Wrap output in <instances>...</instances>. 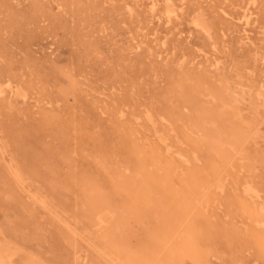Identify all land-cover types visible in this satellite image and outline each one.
I'll use <instances>...</instances> for the list:
<instances>
[{
  "label": "rangeland",
  "instance_id": "1",
  "mask_svg": "<svg viewBox=\"0 0 264 264\" xmlns=\"http://www.w3.org/2000/svg\"><path fill=\"white\" fill-rule=\"evenodd\" d=\"M137 1L138 0H41V2H43L41 3L40 0H0V16H3L0 17V82H4L10 78L15 84H19L25 88L29 95L26 99L23 97L20 98V96L17 95L11 97L8 94L4 96L0 95V243L8 244L12 247V251L15 250L12 255L13 264H74L75 257L83 253V255L88 253L86 254V256L89 257V259L87 258L88 264H109L97 250L92 248L91 242L95 241V245L100 243L97 239L100 237L98 235L101 234L102 227L113 221H118L119 218H125L127 215L129 218L120 222V227L123 229L121 233L125 234L130 240L126 252L131 254L135 253L145 246L146 241L150 242L152 240V233L149 234V231L150 228H154L151 225L152 223L154 225L155 220L153 216L141 213V210L138 208V202L133 198V194L135 193L130 197L122 198L120 193L111 189L109 194L111 195L112 201L117 202L114 207H112L113 212L108 213L105 217L107 220L106 223L103 225H93L89 227V231L83 230L86 223L82 218V214L85 213L86 208L82 204V197L84 193H86V188L92 184H97V186L101 188L108 186L109 188H113L112 181L118 179L122 181V179L118 177V173L133 176L136 170L142 166V159H139V157L134 154L133 149L138 143L140 147L144 149L147 148V146L149 147L145 138L152 140L153 136L150 131H147V133L145 132V134L142 133L145 136L140 135L137 131L141 133V126L131 121V114H138L142 111L151 109L154 113L168 111L174 103H179V96L181 94L180 86H189L195 81L201 83L202 89L206 91L207 89L212 90L213 88H217L226 89L227 92L233 93L234 96L231 97L229 95L233 101V104L231 103L232 107H234L233 109L239 111L244 118L254 121L256 119L255 122L257 126L252 134L245 138V146L243 147L246 152H248L249 156H251L250 159L248 160L245 158L241 160L240 155H236L235 157L237 159H234L238 164L242 162L245 165V167L240 168L238 171L240 178L253 182L256 186L261 188L264 193V143L262 142L264 141V130L261 131V129H264V102L262 103V101L256 97L253 90L251 91V88H256L257 85L264 82V35H259L255 30L253 36L257 38L256 45H243L240 43L241 31L238 23L225 19L219 11V7L223 5L229 8L231 7V9L234 10L236 5L239 7L245 0H227L228 3H226V0H201L202 2L200 0H186L185 17L183 18L182 24L179 25L178 28L169 31L164 25H159L157 19L151 21L152 17L144 7L141 6L143 1H139L141 5L135 6L132 13L129 12L126 8L127 2L136 4ZM174 1L175 3H180V0H177L178 2L176 0ZM17 6H19V9ZM237 6L236 8H238ZM56 9L59 11H56ZM47 11L50 12L47 13ZM200 12L201 14H199ZM33 14H35V16ZM197 14L202 15L207 21L210 28H212L211 34L213 36L207 35L191 25V18ZM7 17L9 19H7ZM28 19L30 21H28ZM36 20L38 22H36ZM259 21L264 27V0L260 7ZM139 22L142 23L139 24ZM48 26H50V28ZM36 28L39 29L36 30ZM153 29L154 32L151 33ZM65 30H67L68 33ZM179 31L182 32L179 33ZM220 31H223L222 34ZM19 32L20 35L18 34ZM189 34H191V38L187 40L186 37ZM224 34L226 36H224ZM164 36L167 39V46L170 50H168L167 53L162 52L164 47L158 40L164 38ZM11 39L13 40L11 41ZM213 39H216L214 43H217V45L215 44V46L212 45ZM136 42L141 44V48H132ZM257 46L259 47L257 48ZM89 47H93V50ZM234 48L238 52H236ZM259 48L261 49L259 50ZM101 49L102 51L98 52V50ZM122 49L126 51L124 52ZM94 50L95 52H93ZM108 51L112 52L108 53ZM171 51L174 53L172 54ZM257 51L261 54L260 56L256 53ZM113 52L116 54L113 55ZM90 53L93 54V56H91ZM208 53L210 54L208 55L210 56V60L217 56L220 58L221 64L219 67L211 66L210 62L205 59V55ZM250 53H252V56ZM254 54L255 56L257 54L256 58ZM106 55L111 62L105 58ZM99 57H103V59ZM108 64L110 67H108ZM208 64L209 66H206ZM59 66L64 67L59 68ZM204 66H206L205 69ZM88 67L91 69L89 70ZM55 70H63L64 73L63 71L57 72ZM54 72L59 74H55ZM64 74H67L66 77L68 81L66 77H64ZM155 75L159 76L156 77ZM70 76L72 77V82ZM62 86L67 89H63ZM99 89L101 91H99ZM233 89L235 90L234 92L231 91ZM242 89H245V92H247L245 93L244 99H241L240 92H242ZM67 91H70V93ZM47 98L51 99L52 105L51 101ZM67 99L68 102H66ZM202 101L207 107H209L208 105L211 106L220 103L219 99H214L208 94L207 97L201 96V103ZM115 102H118V104ZM65 103H69L68 105L71 104V106H66ZM123 103L124 105L122 106ZM161 104H163V106H161ZM124 106L127 107V110ZM179 106H181L180 103ZM117 108L125 109L127 112L126 116L117 115L115 112ZM185 108H181L182 118H178L176 123L182 125L184 129H187L190 127L187 117L196 116L199 115V113H197L196 110L194 112V108L191 106ZM50 116L53 118H50ZM42 118L45 119V121ZM162 127L163 125L159 124V129L162 130ZM43 128L45 131H43ZM188 132L190 133L191 140L194 141L192 142L193 144H191V141H188V145L180 143L181 146L183 145L184 150H188L191 146L194 147L195 144H199L198 141L203 138V134L199 131H195L194 134L189 130ZM254 132L260 133L255 134ZM80 134H82V136ZM86 135L90 136L91 139ZM139 139L142 142H139ZM203 139L206 138L204 137ZM257 139H259V141ZM205 143L204 146L199 145L200 147H198V154L201 159L198 164L196 163L189 167L188 165L182 166L178 164L177 171H175V173L171 172L172 176H174L172 178L177 177L179 183L174 185L168 182L167 185H159L155 191V195L150 193H147V195H152L155 198H162L166 205L175 206L172 204H177L186 196L185 187L183 185L185 181L183 178H180V176H185V178L194 182L203 179L206 174H212L216 168L219 156L214 153L212 149V139ZM58 152L59 154H57ZM126 160L128 163H125ZM41 162L44 163L42 164ZM38 164L40 165L39 167ZM162 164V162H158L156 164L157 167L153 166L154 168L148 166L150 168L148 171L149 174L145 177L146 181L152 180L155 175L161 178V170H164ZM126 165L128 168L127 170H125ZM168 166H172L170 162ZM15 168L18 169V172L22 175L23 183H19L11 174V169ZM142 179V177L134 179L136 187H140L142 182L140 180ZM151 184L155 185L156 182L152 181ZM6 191L9 192L7 193ZM27 192H30L31 195L36 194L34 199ZM36 192H38V196ZM229 192L228 200H226V196L221 199L218 195H213L212 199L215 200H213L209 208L207 207V210L202 211L200 207L197 208L198 210L194 209L195 212L193 213L188 208V210H185L190 223L195 222L197 217L203 216V222H201L200 226L204 234L201 235V241L205 239L207 242V247L202 244L207 251L206 262H199L196 257L183 254L172 261L164 256L148 264H264V255L259 251L254 237L250 235L251 230L257 231L258 229L253 230L255 227L252 226L250 219L244 217L243 214L239 215L238 213L233 214L230 212V202L238 203V193L232 190ZM44 195L48 198L45 200L47 204L42 201L37 203L41 198L44 200ZM36 196H40V200H37ZM30 197L35 203H33L34 206H32L33 204ZM5 198L9 204L5 201ZM207 199H210V197L207 196ZM62 202L66 203L63 204ZM14 203H16V205ZM5 204L6 206H4ZM38 205L41 208H39ZM47 205L48 207H46ZM22 207L23 209L25 208L26 211L22 210ZM15 215L17 217H15ZM56 215H60L63 218L62 220L67 221L71 227L77 228L80 235H73L69 228H67L65 221L63 222ZM3 218L5 220H3ZM54 218L58 219L56 220ZM137 219L140 223L136 222L138 221ZM35 221H39V224L35 223ZM196 223L197 222H195V224ZM41 224L42 226H40ZM52 225H54V227ZM2 240H4L5 243ZM76 250L78 251L77 253L75 252ZM240 252H242V254H240ZM52 256H54V258ZM117 263L122 264L120 260H116L114 264Z\"/></svg>",
  "mask_w": 264,
  "mask_h": 264
},
{
  "label": "bare ground",
  "instance_id": "2",
  "mask_svg": "<svg viewBox=\"0 0 264 264\" xmlns=\"http://www.w3.org/2000/svg\"><path fill=\"white\" fill-rule=\"evenodd\" d=\"M6 1V0H5ZM16 1V0H15ZM26 1V0H25ZM56 1V0H55ZM94 1V0H93ZM109 1V0H107ZM139 1H143L142 5L140 4ZM177 1V0H176ZM201 1V0H200ZM227 1V0H226ZM229 1V0H228ZM228 1L226 3H228ZM263 0H245L244 3H242L238 8L231 9L228 6H220L219 11L221 12L222 16L229 20V21H235L238 23L241 31V42L243 45H256V40L257 38L253 36V32L256 30L257 33L260 35H264L263 31V24L260 23L259 17H260V7L261 3ZM13 2V1H12ZM37 2V1H35ZM41 2V0H40ZM45 2V1H43ZM41 2V3H43ZM53 2V1H52ZM76 2V1H75ZM83 2V1H82ZM103 2V1H102ZM113 2V1H112ZM178 2V1H177ZM202 2V1H201ZM222 2V1H221ZM10 3V2H9ZM17 3V2H14ZM38 3V2H37ZM50 3V1H49ZM94 3V2H93ZM92 3V4H93ZM106 3V2H105ZM104 3V4H105ZM114 3V2H113ZM206 3V2H205ZM225 3V4H226ZM20 4V2H19ZM31 4V3H30ZM75 4V3H74ZM108 4V3H107ZM115 4V3H114ZM202 4V3H201ZM209 4V2H208ZM9 5V4H8ZM7 5V6H8ZM17 5V4H16ZM32 5V4H31ZM49 5V4H48ZM51 5V3H50ZM56 5V4H55ZM58 5V4H57ZM143 6L144 9L150 14L151 21L153 19H157V23L159 25H164L166 28L169 30H173L175 28H178L179 25L182 24L183 18L185 17V7H186V0H180V3H175L174 0H138L135 3H130L127 2L126 8L129 10V12H133L135 6ZM4 6V5H3ZM36 6V5H35ZM63 6V5H62ZM70 6V5H69ZM12 7V6H11ZM16 7V6H15ZM60 7V6H57ZM101 7V5H100ZM13 8V7H12ZM19 9V6H17ZM30 8V7H29ZM52 8V7H51ZM62 8V7H61ZM73 8V7H72ZM98 8V7H97ZM21 9V8H20ZM28 9V8H27ZM125 9V8H124ZM237 9V10H236ZM30 10V9H28ZM33 10V9H32ZM36 10V9H35ZM61 10V9H60ZM10 11V10H9ZM52 11V10H51ZM56 11H59L56 9ZM63 11V10H62ZM22 12V11H21ZM25 12V11H24ZM23 12V13H24ZM32 12V11H30ZM29 12V14H30ZM39 12V11H38ZM50 12V11H49ZM47 11V13H49ZM204 12V11H203ZM16 13V12H15ZM33 13V12H32ZM31 13V14H32ZM53 13V12H52ZM60 13V12H58ZM93 13V12H92ZM214 13V12H213ZM216 13V11H215ZM20 14V13H19ZM57 14V12H56ZM94 14V13H93ZM135 14V13H134ZM201 14V12L199 13ZM195 15L194 17L191 18V25H193L194 28L206 33L207 35H212L211 34V29L207 21L204 19L202 15ZM5 15V13H4ZM9 15V14H8ZM35 16V14H33ZM53 15V14H52ZM68 15V14H66ZM133 15V14H132ZM131 15V16H132ZM12 16V15H11ZM19 16V15H18ZM84 16V14H83ZM98 16V15H97ZM136 16V14H135ZM138 16V15H137ZM205 16V15H204ZM3 17V16H0ZM9 17V16H8ZM7 17V19H9ZM24 17V16H22ZM62 17V16H61ZM68 17V16H67ZM25 18V17H24ZM29 18V17H28ZM45 18V16H44ZM66 18V17H65ZM84 18V17H82ZM131 18V17H130ZM147 18V16H146ZM17 19V18H16ZM33 19V18H32ZM61 19V18H60ZM59 19V20H60ZM2 20V19H1ZM5 20V19H4ZM21 20V19H20ZM43 20V19H42ZM55 20V19H54ZM67 20V19H66ZM74 20V19H73ZM90 20V19H89ZM28 21H30L28 19ZM34 21V20H32ZM25 22V21H24ZM36 22H38L36 20ZM46 22V21H45ZM73 22V21H72ZM91 22V21H90ZM138 22V21H137ZM136 22V23H137ZM149 22V21H147ZM8 23V22H7ZM12 23V22H10ZM14 23V22H13ZM30 23V22H28ZM66 23V22H64ZM80 23V22H79ZM135 23V24H136ZM142 23V22H141ZM139 22V24H141ZM5 24V22H4ZM71 24V23H70ZM82 24V21H81ZM93 24V22H92ZM133 24V23H131ZM212 24V23H211ZM262 24V25H261ZM1 25V24H0ZM17 25V23H16ZM32 25V24H31ZM35 25V23H34ZM33 25V26H34ZM37 25V23H36ZM47 25V24H46ZM60 25V24H58ZM73 25V24H72ZM76 25V24H75ZM95 25V23H94ZM9 26V25H8ZM23 26V25H22ZM29 26V25H28ZM26 26V27H28ZM55 26V25H54ZM77 26V25H76ZM91 26V25H90ZM136 26V25H135ZM212 26V25H211ZM21 27V26H20ZM25 27V26H24ZM32 27V26H31ZM37 27V26H35ZM34 27V28H35ZM50 28V26H48ZM43 28V27H42ZM52 28V27H51ZM56 28V27H55ZM70 28V27H69ZM68 28V29H69ZM93 28V27H92ZM135 28V27H134ZM2 29V28H1ZM39 29V28H38ZM36 28V30H38ZM57 29V28H56ZM59 29V28H58ZM71 29V28H70ZM74 29V28H73ZM88 29V28H87ZM138 29V28H137ZM8 30V29H7ZM13 30V29H12ZM17 30V29H16ZM15 30V31H16ZM55 30V29H54ZM79 30V29H78ZM130 30V29H129ZM140 30V29H139ZM142 30V29H141ZM231 30V29H230ZM2 31V30H1ZM14 31V30H13ZM23 31V30H22ZM53 31V30H51ZM67 31V30H65ZM134 31V29H133ZM143 31V30H142ZM76 32V31H75ZM135 32V31H134ZM141 32V31H140ZM154 32V29L151 31V33ZM182 31H179V33ZM221 34L223 31H220ZM25 33V31H24ZM29 33V32H28ZM68 33V31H67ZM72 33V32H71ZM78 33V32H77ZM131 33V32H130ZM143 33V32H141ZM256 33V34H257ZM17 34V33H16ZM20 35V32L18 33ZM13 35V34H12ZM15 35V34H14ZM76 35V34H75ZM128 35V34H127ZM215 35V31H214ZM10 36V35H8ZM130 36V35H129ZM132 36V35H131ZM213 36V35H212ZM224 36H226L224 34ZM14 38V37H13ZM19 38V37H18ZM131 38V37H130ZM133 38V37H132ZM187 40L191 38V34H189L187 37ZM210 38V37H209ZM239 38V39H240ZM264 38V37H263ZM16 39V38H15ZM28 39V38H27ZM129 39V38H128ZM143 39V38H142ZM220 39V38H219ZM13 39H11L12 41ZM21 40V39H20ZM19 40V41H20ZM159 42L163 45L164 49L162 52L167 53L169 48L167 46V39L165 38H160L158 39ZM211 40V39H210ZM214 40V39H213ZM216 40V39H215ZM212 41L213 43L216 41ZM262 40V39H260ZM5 41V40H4ZM29 41V40H28ZM32 41V40H31ZM134 41V39H133ZM2 42V41H1ZM100 42V41H99ZM98 42V43H99ZM187 42V41H186ZM222 42V40H221ZM261 42V41H260ZM113 43V42H112ZM212 45L215 46L217 43H214ZM111 44V42H110ZM225 44V43H224ZM239 44V43H238ZM261 44V43H260ZM259 44V45H260ZM12 45V44H11ZM99 45V44H98ZM97 45V46H98ZM130 45V44H129ZM211 45V44H210ZM100 46V45H99ZM213 46V47H214ZM227 46V45H226ZM33 47V46H32ZM96 47V46H94ZM113 47V46H112ZM118 47V46H117ZM131 47V46H130ZM212 47V46H211ZM230 47V46H227ZM259 46H257L258 48ZM262 47V46H260ZM1 48V47H0ZM88 48V45H87ZM90 48V47H89ZM97 48V47H96ZM100 48V47H99ZM134 49L141 48V44L139 42L134 43V46L132 47ZM232 48V47H231ZM245 48V47H244ZM255 48V47H254ZM256 48V49H257ZM93 50V47L90 48ZM112 49V48H111ZM110 49V50H111ZM118 49V48H117ZM217 49V48H216ZM261 48H259L260 50ZM121 51L120 49H118ZM123 50V49H122ZM128 50V49H127ZM222 50V48H221ZM228 50V49H227ZM235 50V48H234ZM258 50V49H257ZM90 51V50H89ZM102 51L101 50H98ZM124 52L126 50H123ZM170 51V50H169ZM204 51V50H202ZM219 51V50H218ZM236 51V50H235ZM255 51V50H254ZM95 52V50L93 51ZM91 52V53H93ZM97 52V51H96ZM97 52V53H98ZM112 52V51H110ZM108 51V53H110ZM117 52V51H116ZM216 52V51H212ZM220 52V51H219ZM238 52V51H236ZM241 52V51H240ZM243 52V51H242ZM247 52V51H244ZM251 52V51H250ZM90 53V54H91ZM122 53V52H120ZM173 54L174 52L171 51ZM205 53V52H204ZM222 53V52H221ZM254 53V52H253ZM258 53V51L256 52ZM1 54V53H0ZM105 54V53H104ZM116 54L113 52V55ZM224 54V52H223ZM249 54V53H248ZM252 53H250L251 55ZM109 55V54H108ZM205 55V54H204ZM210 55L209 53L205 55V59L210 62V65L213 67H219L221 64L220 58L217 56L210 60ZM249 55V56H250ZM260 56L261 54L258 53ZM5 56V55H4ZM25 56V54H24ZM93 56V54H91ZM104 56V55H103ZM119 56V54H118ZM184 56V54H183ZM182 56V57H183ZM201 56V55H200ZM212 56V55H211ZM252 56V55H251ZM250 56V57H251ZM255 56V54H254ZM253 56V58H254ZM257 56V54H256ZM255 56V58H256ZM263 56V55H262ZM1 57V56H0ZM3 57V56H2ZM115 57V56H114ZM229 57V56H228ZM100 58V57H99ZM106 59H108L107 55L105 56ZM104 58V59H105ZM119 58V57H118ZM121 58V54H120ZM123 58V57H122ZM160 58V56H159ZM168 58V56H167ZM185 58V56H184ZM227 58V57H226ZM100 59H103L101 57ZM105 59V60H106ZM116 59V58H115ZM166 59V58H165ZM224 59V58H223ZM229 59V58H228ZM247 59V58H246ZM252 59V58H251ZM264 59V58H263ZM110 61V59H108ZM117 60V59H116ZM119 60V59H118ZM123 60V59H122ZM164 60V59H163ZM196 60V59H195ZM21 61V59H20ZM19 61V62H20ZM107 61V60H106ZM185 61V60H184ZM194 61V60H193ZM229 61V60H228ZM235 61V60H234ZM238 61V60H237ZM243 61V60H242ZM250 61V60H249ZM98 62V61H97ZM111 62V61H110ZM125 62V61H124ZM95 63V62H94ZM105 63V62H104ZM109 63V62H108ZM116 63V62H115ZM190 63V62H189ZM201 63V62H200ZM238 63V62H237ZM107 64V63H106ZM152 64V63H150ZM91 65V64H90ZM109 65V64H108ZM115 66L114 64H112ZM167 65V63H166ZM165 65V66H166ZM189 65V64H188ZM264 65V64H263ZM68 66V65H67ZM66 66V67H67ZM206 66H209L206 65ZM204 66V69L206 68ZM226 66V64H225ZM251 66V65H250ZM64 67V66H61ZM59 66V68H61ZM90 67V66H89ZM88 67V69H89ZM110 67V65L108 66ZM76 68V67H75ZM112 68V67H111ZM132 68V67H131ZM193 68V67H191ZM198 68V67H197ZM57 69V68H56ZM72 69V68H71ZM91 69V68H90ZM89 69V70H90ZM214 69V68H213ZM228 69V68H227ZM85 70V69H84ZM82 70V71H84ZM129 70V69H128ZM215 70V69H214ZM57 71V70H55ZM63 71V70H61ZM57 71V72H61ZM133 71V70H132ZM203 71V70H202ZM206 71V70H205ZM237 71V70H236ZM56 72V73H57ZM114 72V71H113ZM118 72V71H117ZM199 72V70H198ZM210 72V71H209ZM224 72V71H223ZM227 72V71H225ZM233 72V71H232ZM239 72V71H238ZM259 72V71H258ZM55 73V72H54ZM55 73V74H56ZM64 73V71H63ZM66 73V72H65ZM69 73V69H68ZM67 73V74H68ZM85 73V72H83ZM140 73V72H139ZM204 73V72H203ZM211 73V72H210ZM230 73V72H228ZM263 73V72H262ZM59 74V73H57ZM61 74V73H60ZM66 74V75H67ZM74 74V73H73ZM81 74V73H80ZM125 74V72H124ZM155 74V72H154ZM162 74V73H161ZM202 74V73H201ZM208 74V73H207ZM65 75V74H64ZM66 75L64 77H66ZM71 75V74H70ZM82 75V74H81ZM211 75V74H210ZM219 75V74H218ZM217 75V76H218ZM224 75V74H223ZM242 75V74H241ZM261 75V74H260ZM264 75V74H263ZM24 76V75H23ZM60 76V75H59ZM74 76V75H72ZM129 76V74H128ZM156 76V75H155ZM159 76V75H157ZM156 76V77H157ZM212 76V75H211ZM230 76V75H229ZM262 76V75H261ZM78 77V76H77ZM76 77V79H77ZM210 77V76H209ZM232 77V76H231ZM140 78V77H139ZM67 79V77H66ZM71 82H72V77L70 76ZM233 79V77H232ZM257 79V77H256ZM74 80V79H73ZM158 80V79H157ZM156 80V81H157ZM229 80V79H228ZM242 80V79H241ZM245 80V79H244ZM45 81V80H44ZM68 81V79H67ZM75 81V80H74ZM132 81V80H131ZM142 81V80H141ZM243 81V80H242ZM41 82V81H40ZM133 82V81H132ZM219 82V81H216ZM235 82V81H234ZM70 83V82H69ZM229 83V82H228ZM47 84V83H46ZM75 84V83H74ZM119 84V83H118ZM232 84V83H231ZM237 84V83H236ZM242 84V83H241ZM71 85V84H70ZM137 85V84H136ZM205 85V84H204ZM39 86V85H38ZM47 86V85H46ZM74 86V85H72ZM37 87V86H36ZM68 87V86H67ZM78 87V85H77ZM114 87V86H113ZM237 87V86H236ZM241 87V86H240ZM249 87V85H248ZM50 88V87H49ZM48 88V89H49ZM61 88V87H60ZM64 89L65 87L62 86ZM70 88V87H69ZM95 88V87H94ZM242 88V87H241ZM62 89V90H63ZM67 89V88H65ZM110 89V88H109ZM138 89V88H137ZM40 90V89H39ZM44 90V89H43ZM42 90V91H43ZM255 93L256 97L264 102V82H262L260 85H257L256 88H251V91ZM45 91V90H44ZM64 91V90H63ZM91 91V90H90ZM99 91H101L99 89ZM234 92L235 90H231ZM250 91V92H251ZM40 92V91H39ZM66 92V90H65ZM68 92V91H67ZM34 93V92H33ZM70 93V91L68 92ZM92 93V92H91ZM180 96H179V103L182 107H193L194 112L196 110L199 115L192 116V117H187L190 125L189 128L184 129L182 125H178L176 121H178V118H182L181 111L182 107L179 106V103L173 104V106L168 110V111H163V112H157L154 113L151 110H146L142 111L141 113L138 114H131L132 118L131 121L135 123L136 125L141 126L138 127L140 128L141 133L137 131L140 135H144L145 132L150 131L152 133L153 139L145 138L146 143L149 145L147 148H142L140 147L139 143L136 145V147L133 149V152L136 156L139 157L141 160L142 166L139 167L136 172L134 173L133 176L129 175H123L118 173V177L122 179V181L114 180L112 181V187H104L101 188L97 186V184H92L91 186L87 187L86 193H84L82 197V204L85 206L86 211L85 213L82 214V218L84 222L86 223V226L84 227V231H89V227H92L93 225L101 224L103 225L104 223L107 222L106 216L108 213H112V207L117 203L115 201H112L111 195L109 192H111V189H113L115 192H118L122 195V198L124 197H130L133 193V198L135 199L136 202H138V208L141 210V213L144 215H150L153 216L154 218V225L152 223L151 226L154 228H150L149 234L152 233V240L146 241L145 246L137 250L135 253H128L126 250L129 247L130 240L129 238L121 233L123 232V229L121 226V223L123 220H126L128 217L125 218H119L118 221L116 222H111L107 224L106 226L102 227V232L99 234L98 239L100 243L95 245V241L91 242V246L94 250H97L103 257V259L106 260L109 264H114L116 260H120L122 264H148L151 261H154L155 259L161 258V257H166L168 260L172 261L175 258H177L179 255H191L193 257H196V259L199 262H206L207 261V251L204 249V247H207V242L205 239H202L201 235H204L203 232L201 231L202 227L201 222H203V216L202 217H197L195 222H189L188 216L186 214L185 210H190L192 213L195 212V210H198L197 208H201L203 210H207V207L209 208L213 202L212 199L213 195L224 197L226 196V200L229 199V191H237V201L236 202H230V212L233 214L238 213L243 214L244 217L250 219V222L257 231H252L250 235L254 237V239L257 242V245L259 247V251L264 255V193L261 188L256 186L253 182L249 180H242L238 174V171L240 168L245 167V165L241 162L238 164L235 159H237L235 156L240 155V159L244 160L247 158L248 160L250 159L251 156H249L248 152L243 148L244 142L246 141L245 138L250 136L252 132L255 130L257 123L252 119H247L241 116L239 111H235L232 107V99L231 97L234 96L233 93L227 92L226 89H217L213 88L203 90L201 87V83L198 81L193 82L191 85L186 86L182 85L180 86ZM245 89H242L241 94V99H244L245 97ZM5 94H8L10 97L11 96H20V98L26 99L29 95L28 92L19 84H15L13 80L8 78L4 82H0V95L4 96ZM63 94V93H61ZM207 94L209 96H212L214 99H219L220 103H216L213 105H207L204 104L202 101L201 103V96L207 97ZM239 94V93H238ZM34 95V94H33ZM36 95V94H35ZM54 95V94H53ZM68 95V94H67ZM231 97H230V96ZM38 96V95H36ZM51 96V95H50ZM48 97V96H46ZM55 97V96H54ZM65 97V95H64ZM255 97V96H254ZM19 98V97H18ZM43 98V97H42ZM49 98V97H48ZM47 98V99H48ZM70 98V97H68ZM72 98V97H71ZM204 98V97H203ZM31 99V97H30ZM44 99V98H43ZM144 99V98H143ZM173 99V98H172ZM212 99V98H211ZM250 99V98H249ZM28 100V99H27ZM26 100V101H27ZM33 100V99H32ZM42 100V99H41ZM40 100V102H41ZM51 101V99H48ZM64 100V99H63ZM75 100V99H74ZM235 100V99H233ZM56 101V99H55ZM137 101V100H136ZM157 101V100H156ZM237 101V100H236ZM248 101V100H247ZM259 101V100H258ZM257 101V102H258ZM260 101V102H261ZM29 102V101H28ZM37 102V101H36ZM39 102V103H40ZM49 102V101H47ZM59 102V101H58ZM68 102V99L67 101ZM74 102V101H73ZM129 102V101H128ZM212 102V101H211ZM241 102V101H239ZM11 103V102H10ZM13 103V102H12ZM18 103V102H17ZM70 103V102H69ZM68 103V104H69ZM116 103V102H115ZM120 103V102H119ZM134 103V101H133ZM206 103V102H205ZM232 103V104H231ZM235 103V102H234ZM237 103V102H236ZM248 103V102H247ZM261 103V104H262ZM54 104V103H53ZM66 104V103H65ZM66 104V106L68 105ZM118 104V102L116 103ZM149 104V103H148ZM158 104V103H156ZM209 104V103H208ZM239 104V103H238ZM245 104V103H244ZM3 105V104H2ZM13 105V104H12ZM44 105V103H43ZM52 105V101H51ZM73 105V104H72ZM124 103L122 104V106ZM135 105V104H134ZM252 105V104H251ZM9 106V105H8ZM68 106H71L68 105ZM121 106V107H122ZM153 106V105H152ZM163 106V104H161ZM250 106V105H249ZM253 106V105H252ZM251 106V107H252ZM255 106V105H254ZM5 107V106H3ZM249 107V108H251ZM257 107V106H256ZM124 108L127 110V107L124 106ZM134 108V107H133ZM154 108V106H153ZM255 108V107H254ZM262 108V107H261ZM15 109V108H14ZM13 109V110H14ZM123 108H117L115 112L117 115L120 116H126L127 112ZM132 109V108H131ZM186 109V108H185ZM252 109V108H251ZM9 110V108H8ZM11 110V109H10ZM18 110V109H17ZM133 110V109H132ZM241 110V109H240ZM21 111V110H20ZM244 111V110H243ZM254 111V110H253ZM13 112V111H11ZM19 112V110H18ZM249 112V110H248ZM59 113V112H58ZM254 113V112H253ZM191 114V113H190ZM247 114V113H246ZM259 114V113H258ZM50 115V114H49ZM192 115V114H191ZM245 115V114H244ZM48 116V115H47ZM57 116V115H55ZM62 116V114H61ZM60 116V117H61ZM258 116V115H257ZM52 116H50L51 118ZM259 117V116H258ZM261 117V116H260ZM53 118V117H52ZM59 118V117H58ZM249 118V117H248ZM264 118V117H263ZM43 119V118H42ZM56 119V118H55ZM61 119V118H60ZM122 119V118H120ZM45 121V119H43ZM48 120V119H47ZM59 120V119H58ZM185 120V119H184ZM50 121V120H49ZM52 121V120H51ZM57 121V120H56ZM63 121V120H61ZM38 122V121H37ZM43 122V121H42ZM54 122V120H53ZM64 122V121H63ZM61 122V123H63ZM39 123V122H38ZM48 123V122H45ZM44 123V125H45ZM37 124V123H35ZM34 124V125H35ZM159 124H162V130L159 129ZM185 124V123H184ZM56 125V124H55ZM65 125V124H63ZM38 126V125H37ZM41 126V125H40ZM54 126V125H53ZM66 127V126H65ZM264 127V126H263ZM38 128V127H37ZM45 128V127H44ZM43 128V131H45ZM122 128V127H121ZM120 128V129H121ZM259 128V127H257ZM42 129V128H41ZM65 130V129H62ZM68 130V128H67ZM123 130V128H122ZM130 130V129H129ZM191 131L192 134L195 133V131H199L203 134V138L205 137L206 139L199 138L200 140L198 141L199 144H195L194 147L191 146L190 149L184 150L183 145L181 146L180 143L187 144L188 141H191V144L194 140H191L190 133L188 132ZM264 129H261V131ZM56 131V130H55ZM260 131V129H259ZM52 132V131H51ZM60 132V131H59ZM36 133V132H35ZM57 133V132H56ZM64 133V132H63ZM144 133V134H142ZM255 133V132H254ZM260 133V132H256ZM255 133V134H256ZM49 134V133H48ZM54 134V132H53ZM149 134V133H148ZM191 134V135H192ZM198 134V133H197ZM82 136V134H80ZM182 135V136H181ZM200 135V134H199ZM57 136V135H56ZM59 136V135H58ZM88 136V135H86ZM85 136V137H86ZM145 136V135H144ZM181 136V138H180ZM261 136V135H259ZM90 138V136H88ZM92 137V136H91ZM201 137V136H200ZM254 137V135H253ZM61 138V136H60ZM136 138V137H135ZM141 138V137H139ZM197 138V137H196ZM255 138V137H254ZM65 139V138H64ZM62 139V140H64ZM91 139V138H90ZM176 139V141H175ZM178 139V140H177ZM213 142L212 149L214 150V153H216L219 156V159L217 160L216 168L212 172V174H206L203 179L201 180H196L192 182V180H189L188 178H185V176H180V178H183L185 183L183 184L185 187L186 191V196L183 197L177 204H172L175 206H170L166 205L165 202L162 200V198H155L152 195H155V191L157 190L158 186L162 184L167 185L168 182L170 184L176 185L179 183L178 178H172L171 172L175 173L177 171L178 167L177 165L180 164L182 166L188 165L191 166L193 164H198L201 159L198 154V147L204 146L209 140ZM249 139V138H248ZM256 140V139H255ZM259 141V139H257ZM82 141V139H81ZM70 142V141H69ZM91 142V141H90ZM139 142H142L139 139ZM251 142V141H250ZM264 143V141H262ZM261 142V143H262ZM43 143V142H42ZM79 143V142H78ZM77 143V144H78ZM82 143V142H81ZM84 143V142H83ZM177 143V144H176ZM65 144V142H64ZM72 144V143H71ZM80 144V143H79ZM85 144V143H84ZM83 144V145H84ZM88 144V143H86ZM49 145V144H48ZM200 145V146H199ZM210 145V144H209ZM53 146V144H52ZM77 147V146H76ZM96 147V146H95ZM187 147V146H186ZM46 148V147H45ZM51 148V147H50ZM62 149V148H61ZM88 149V148H87ZM209 149V148H208ZM253 149V148H252ZM58 150V149H57ZM65 150V149H64ZM203 150V149H202ZM255 150V149H254ZM13 151V150H12ZM17 151V150H16ZM47 151V150H46ZM63 151V150H62ZM211 151V150H210ZM209 151V152H210ZM253 151V150H252ZM45 152V151H44ZM48 152V151H47ZM65 152V151H64ZM19 153V151H18ZM51 153V150H50ZM66 153V152H65ZM254 153V152H253ZM1 154V153H0ZM3 154V153H2ZM20 154V153H19ZM48 154V153H47ZM46 154V155H47ZM59 154V152L57 153ZM17 155V154H16ZM43 155V154H42ZM52 155V154H51ZM55 155V154H54ZM207 155V154H206ZM65 156V155H64ZM63 156V157H64ZM45 157V156H44ZM52 157V156H51ZM96 157V154H95ZM206 157V156H205ZM217 157V156H216ZM14 158V157H13ZM43 158V157H42ZM59 158V157H58ZM235 158V159H234ZM7 159V157H6ZM8 160V159H7ZM48 160V159H47ZM57 160V159H56ZM172 160V161H171ZM40 161V160H39ZM35 162V161H34ZM162 162V166L164 170H161L160 177H157L155 175L152 180L146 181L145 177L149 174V168L148 166L151 167H157V163ZM169 162L171 163L172 166H168ZM10 163V162H9ZM33 163V162H32ZM42 163V162H41ZM44 163V162H43ZM42 163V164H43ZM99 163V161H98ZM107 163V162H106ZM125 163H128L127 160ZM2 164V163H1ZM40 164V163H39ZM38 164V167L40 166ZM102 164V162H101ZM11 165V164H10ZM21 165V164H20ZM1 167V166H0ZM106 167V166H105ZM116 167V166H115ZM153 167V168H154ZM3 168V167H2ZM53 168V167H52ZM127 165L125 166V170H127ZM112 170V169H111ZM105 171V170H104ZM116 171V170H115ZM2 172V171H1ZM37 172V171H36ZM46 172V171H45ZM44 172V173H45ZM102 172V171H101ZM107 172V171H106ZM38 173V172H37ZM47 173V172H46ZM57 173V172H56ZM117 173V172H116ZM159 173V172H158ZM6 174V173H5ZM11 174L14 176V179H16L19 183H23V178L22 175L18 172V169H11ZM39 174V173H38ZM37 174V175H38ZM60 174V173H59ZM85 174V173H84ZM2 175V173H1ZM42 175V174H41ZM54 175V174H52ZM115 175V174H114ZM28 176V175H27ZM36 176V175H35ZM58 176V175H57ZM3 177V175H2ZM8 177V176H7ZM48 177V176H47ZM98 177V176H97ZM101 177V175H100ZM142 177L143 179L140 180L142 181L140 184V187H136L135 185V180L136 178ZM10 178V177H8ZM57 178V177H56ZM79 178V177H77ZM88 178V177H87ZM115 178V177H114ZM149 178V176H148ZM36 179V177H35ZM94 179V178H93ZM172 179V180H171ZM9 180V179H8ZM33 180V179H32ZM56 180V179H55ZM59 180V179H58ZM89 180V179H88ZM96 180V179H95ZM13 181V179H12ZM108 181V180H107ZM111 181V180H110ZM152 181H155L156 184H151ZM31 182V181H30ZM37 182V181H36ZM46 182V181H45ZM3 183V182H2ZM5 183V181H4ZM9 183V182H6ZM16 183V182H15ZM33 183V181H32ZM60 183V182H59ZM3 185V184H1ZM110 185V184H109ZM4 186V185H3ZM19 186V185H18ZM68 186V185H67ZM71 186V185H70ZM111 186V185H110ZM2 187V186H1ZM3 188V187H2ZM10 188V187H9ZM13 188V187H12ZM11 188V191H12ZM19 188V187H18ZM28 188V187H27ZM43 188V187H42ZM41 188V189H42ZM57 188V187H56ZM8 189V188H7ZM16 189V188H15ZM39 189V188H38ZM6 190V189H5ZM40 190V189H39ZM43 191V189H42ZM41 191V192H42ZM7 192V191H6ZM9 192V191H8ZM7 192V193H8ZM13 192V191H12ZM23 192V191H22ZM20 193V192H19ZM18 193V194H19ZM28 193V192H27ZM33 193V192H32ZM37 196L39 195L38 192ZM63 193V192H62ZM147 193H150L152 195L148 196ZM11 194V193H10ZM26 194V193H25ZM28 194L31 195L29 192ZM35 194V193H34ZM14 195V194H13ZM28 195V196H30ZM36 195V194H35ZM35 195H31L32 198L34 199ZM66 195V194H65ZM116 195V194H115ZM37 200L39 197H37ZM48 196V195H46ZM207 196L210 197V199H207ZM4 197V196H3ZM27 197V195H26ZM45 197V195H44ZM43 197V198H44ZM30 197V200L32 199ZM41 198V197H40ZM46 198V197H45ZM44 200H41L37 203L45 202L47 204L48 198ZM2 199V198H1ZM6 199V198H5ZM4 199V200H5ZM28 199V198H27ZM32 199V200H33ZM50 199V198H49ZM15 200V198H14ZM17 200V199H16ZM19 200V198H18ZM22 200V199H20ZM31 200V201H32ZM51 200V199H50ZM65 200V199H64ZM1 201V200H0ZM7 201V199L5 200ZM10 201V200H9ZM8 202V201H7ZM13 202V201H12ZM135 202V203H136ZM34 202L32 201V204ZM61 203V202H60ZM63 204L66 202H62ZM1 204V203H0ZM9 204V202H8ZM16 205V203H14ZM35 204V203H34ZM34 204L32 206H34ZM3 205V204H2ZM26 205V204H25ZM41 205V204H40ZM45 205V204H43ZM53 205V204H52ZM59 205V204H58ZM67 205V204H66ZM6 206V204L4 205ZM21 206V205H20ZM54 206V205H53ZM27 207V206H26ZM36 207V205H35ZM39 207V205H38ZM48 207V205L46 206ZM51 207V206H50ZM57 207V206H56ZM3 208V207H2ZM11 208V206H10ZM34 208V207H33ZM41 208V207H39ZM58 208V207H57ZM188 208V209H187ZM52 209V208H51ZM59 209V208H58ZM195 209V210H194ZM22 210H25V208ZM56 210V209H54ZM26 211V210H25ZM58 211V210H57ZM63 211V209H62ZM6 212V210H5ZM56 212V211H55ZM4 213V212H3ZM2 213V214H3ZM57 213V212H56ZM211 213V212H210ZM213 213V212H212ZM30 214V213H29ZM60 214V211H59ZM28 215V214H27ZM42 215V214H41ZM45 215V214H44ZM49 215V214H46ZM139 215V214H138ZM213 215V214H212ZM60 220L63 218L60 215H56ZM13 217V216H12ZM15 217H17L15 215ZM30 217V216H29ZM142 217V216H138ZM5 218V217H4ZM3 218V220H5ZM11 218V217H9ZM21 218V217H20ZM40 218V217H39ZM43 218V217H42ZM45 218V217H44ZM57 218V219H58ZM136 218V217H135ZM145 218V216H144ZM238 218V217H237ZM8 219V218H7ZM6 219V220H7ZM30 219V218H28ZM56 219V218H54ZM53 219V220H54ZM56 219V220H57ZM140 219V218H139ZM150 219V218H149ZM211 219V218H210ZM2 220V221H3ZM40 220V219H39ZM44 220V219H43ZM121 220V221H120ZM138 220V219H137ZM145 220V219H143ZM1 221V222H2ZM18 221V218H17ZM41 221V220H40ZM63 222L65 220H62ZM188 221V222H187ZM236 221V220H235ZM241 221V220H240ZM9 222V220H8ZM11 222V221H10ZM14 222V221H13ZM16 222V220H15ZM39 221H35V223H38ZM42 222V221H41ZM139 222L140 221H136ZM144 222V221H143ZM142 222V223H143ZM30 223V222H29ZM11 224V223H10ZM39 224V223H38ZM45 224V223H44ZM43 224V225H44ZM58 224V223H56ZM65 224L67 228L71 231L73 235H80V232L77 230V228L71 227L70 224L65 221ZM145 224V223H144ZM149 224V223H148ZM237 224V223H236ZM240 224V223H239ZM8 225V224H7ZM25 225V224H24ZM47 225V224H46ZM234 225V224H233ZM4 226V225H3ZM42 226V224L40 225ZM54 227V225H52ZM60 226V225H59ZM100 226V225H98ZM142 226V225H141ZM148 226V225H147ZM23 227V226H22ZM135 227V225H134ZM139 227V226H138ZM245 227V226H244ZM1 228V226H0ZM5 228V227H4ZM9 228V226H8ZM101 228V227H100ZM142 228V227H141ZM149 228V227H148ZM139 229V228H138ZM248 229V227H247ZM49 230V229H47ZM59 230V229H58ZM245 230V229H244ZM50 231V230H49ZM48 231V232H49ZM4 232V230H3ZM12 232V231H11ZM15 232V231H14ZM20 232V231H19ZM63 232V231H62ZM246 233V232H245ZM15 234V233H14ZM54 234V233H53ZM58 234V233H57ZM32 235V234H31ZM30 235V236H31ZM60 235V234H59ZM243 235V234H242ZM15 236V235H14ZM39 236V235H38ZM53 236V235H52ZM2 237V236H1ZM20 238V237H19ZM35 239V238H34ZM207 239V238H206ZM253 239V240H254ZM13 240V239H12ZM38 240V239H37ZM42 240V239H41ZM4 242V240H2ZM1 241V242H2ZM16 241V240H15ZM13 242V241H12ZM19 242V240H18ZM63 242V241H62ZM5 243V242H4ZM29 243V242H28ZM26 243V244H28ZM33 243V242H32ZM40 243V242H39ZM43 243V242H41ZM18 244V243H17ZM38 244V242H37ZM204 244L205 246H203ZM16 245V244H15ZM46 245V244H45ZM229 245V244H228ZM30 246V244H29ZM22 247V246H21ZM256 247V246H255ZM249 248V247H248ZM34 249V248H33ZM47 249V248H46ZM251 249V248H250ZM36 250V249H35ZM247 250V249H246ZM15 251V250H14ZM12 247L9 246L8 244H1L0 243V264H13L12 262V255L13 252ZM252 251V250H251ZM76 253L78 252L77 250L75 251ZM85 252V251H83ZM39 253V252H38ZM86 253V252H85ZM42 254V253H41ZM84 254V253H83ZM78 255L74 259V264H88L89 257L85 255ZM127 254V256H126ZM242 254V252H240ZM245 254V252H244ZM47 255V254H46ZM20 256V255H19ZM23 256V255H22ZM27 256V255H26ZM45 256V254H44ZM46 257V256H45ZM51 257V256H50ZM54 258V256H52ZM96 258L98 259L97 255ZM46 259V258H45ZM58 259V258H57ZM16 260V258H15ZM35 260V259H34ZM73 260V259H71ZM31 261V260H30ZM21 262V261H20ZM38 262V261H36ZM43 262V261H42ZM72 262V261H71ZM255 262V261H254ZM24 263V262H23ZM44 263V262H43ZM104 263V262H103ZM257 263V262H256ZM18 264V263H17ZM32 264V263H31ZM93 264V263H92ZM118 264V263H117Z\"/></svg>",
  "mask_w": 264,
  "mask_h": 264
}]
</instances>
